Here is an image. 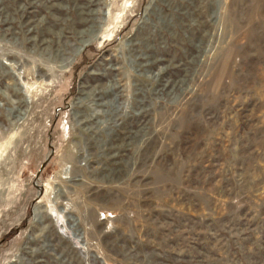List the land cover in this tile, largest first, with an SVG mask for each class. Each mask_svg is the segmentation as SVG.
Here are the masks:
<instances>
[{"label": "rangeland", "instance_id": "obj_1", "mask_svg": "<svg viewBox=\"0 0 264 264\" xmlns=\"http://www.w3.org/2000/svg\"><path fill=\"white\" fill-rule=\"evenodd\" d=\"M0 264H264V0H0Z\"/></svg>", "mask_w": 264, "mask_h": 264}]
</instances>
